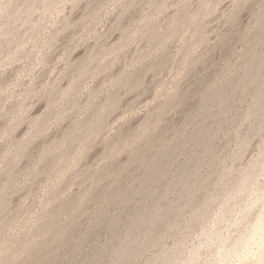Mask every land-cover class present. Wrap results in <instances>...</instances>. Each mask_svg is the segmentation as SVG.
Here are the masks:
<instances>
[{
    "label": "rangeland",
    "instance_id": "1",
    "mask_svg": "<svg viewBox=\"0 0 264 264\" xmlns=\"http://www.w3.org/2000/svg\"><path fill=\"white\" fill-rule=\"evenodd\" d=\"M0 264H264V0H0Z\"/></svg>",
    "mask_w": 264,
    "mask_h": 264
}]
</instances>
